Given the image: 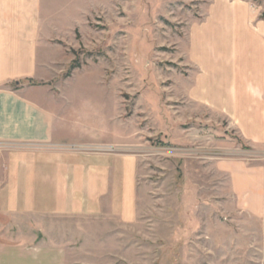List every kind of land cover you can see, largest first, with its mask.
<instances>
[{"label":"rangeland","instance_id":"374dc122","mask_svg":"<svg viewBox=\"0 0 264 264\" xmlns=\"http://www.w3.org/2000/svg\"><path fill=\"white\" fill-rule=\"evenodd\" d=\"M207 1L44 0L41 103L67 126L72 149L141 160L134 223L46 220L62 239L88 229L70 244L88 253L74 264H264V210L248 205L259 190L264 205V149L226 121L191 119L186 106L188 38ZM227 160L230 179L218 168Z\"/></svg>","mask_w":264,"mask_h":264},{"label":"crops","instance_id":"0c3cea01","mask_svg":"<svg viewBox=\"0 0 264 264\" xmlns=\"http://www.w3.org/2000/svg\"><path fill=\"white\" fill-rule=\"evenodd\" d=\"M188 39L190 118L226 121L228 131L264 149V4L208 0ZM44 42V0H0V264H74L73 256L88 254L71 246L88 234L85 225L68 240L47 231L48 219L94 226L137 218L139 155L72 149L67 126L41 103ZM218 168L230 179V160ZM261 193L256 206L248 204L259 212ZM31 226L36 234L6 233Z\"/></svg>","mask_w":264,"mask_h":264}]
</instances>
